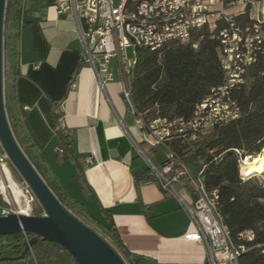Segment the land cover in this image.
<instances>
[{"label": "trees", "instance_id": "obj_1", "mask_svg": "<svg viewBox=\"0 0 264 264\" xmlns=\"http://www.w3.org/2000/svg\"><path fill=\"white\" fill-rule=\"evenodd\" d=\"M21 0H7L4 27V76L5 107L14 136L59 202L74 216L90 226L123 257L127 264H156L153 259L131 252L123 244L115 222L108 211L102 209L103 220L95 218L85 202L77 199L53 174L45 160L37 153L21 126L16 112L15 101L10 94V81L19 76L17 11ZM236 0H223L225 5ZM263 1V0H261ZM140 0L138 1V3ZM14 10V15H11ZM252 7L235 16L241 27L257 23L251 17ZM264 32V21L259 22ZM226 27L225 21H218V30ZM218 30L207 26L192 30L189 44L173 42L162 49L137 48L135 66L128 80L132 99L145 122L155 120L174 122L189 119L195 108L212 89L225 83V73L219 59L220 41ZM197 45V48H194ZM80 58L62 98L52 101L51 115L56 124L55 141L58 160L63 165L70 164L73 179L83 192L86 201L96 196L85 178V163L76 148L71 133L62 126V113L58 111L77 81L81 70L86 67ZM241 108V116L226 125L216 126L204 136L193 141L189 134H176L169 142L170 147L182 157L190 171L200 177L209 191L219 192V213L228 227L233 240L245 245L239 264H264V179L259 176L247 181L240 178V159L262 155L264 150V59L259 57L249 69L246 81L232 92ZM175 130H173V133ZM175 134V133H174ZM239 151L238 154L236 151ZM5 153L0 145V157ZM264 169V164L261 167ZM260 168V169H261ZM259 170V169H258ZM254 174H258L257 171ZM253 174V175H254ZM136 184L158 182L148 171L135 174ZM8 204L0 194V214ZM39 206L34 215L41 216ZM253 231V242L239 241L240 234ZM33 235L18 233L0 237V264H22L35 261L37 264H78L74 257L61 245L41 240L20 261H6L19 257Z\"/></svg>", "mask_w": 264, "mask_h": 264}, {"label": "crops", "instance_id": "obj_2", "mask_svg": "<svg viewBox=\"0 0 264 264\" xmlns=\"http://www.w3.org/2000/svg\"><path fill=\"white\" fill-rule=\"evenodd\" d=\"M255 8L251 17L264 21V0ZM14 12L11 10V15ZM16 24L20 74L10 81L9 91L25 135L53 174L86 203L95 218L103 220L101 210L108 211L131 252L156 264H209L207 248L185 239L195 231L186 206L193 204L195 195L183 188H179L180 196L171 194L159 182L136 184L138 172L155 175L146 160L161 166L164 150L142 143L135 117L122 95L117 61L111 63L115 80L104 86L90 67H84L58 110L62 126L76 141L86 181L96 196L86 201L74 182L71 165L58 160L56 124L51 115L52 101L63 97L83 55L77 24L68 14H58L52 0H21ZM88 157L93 159L91 164L85 162Z\"/></svg>", "mask_w": 264, "mask_h": 264}, {"label": "built area", "instance_id": "obj_3", "mask_svg": "<svg viewBox=\"0 0 264 264\" xmlns=\"http://www.w3.org/2000/svg\"><path fill=\"white\" fill-rule=\"evenodd\" d=\"M138 1L52 0V5L58 14H68L76 22L79 39L84 45L82 57L102 86L115 80L111 63L117 61L122 95L135 117L142 143L151 149L164 150L161 166L150 162L161 188L177 196H180L179 188L188 189L195 195L193 204L186 205L195 231L187 233L185 239L207 248L209 264H239L246 246L238 245L225 225L219 213L218 190L209 191L201 178L195 176L182 157L170 147L169 142L176 134L184 137L189 134L190 139L195 141L214 127L226 125L241 116V108L232 92L245 83L249 69L259 57L264 59V32L258 18V22L249 27H241L234 18L244 13L248 6L254 9L261 0H236L229 5H225L223 0ZM231 10L237 13H231ZM218 21H225L226 27L218 30ZM205 26L211 31L218 30L219 59L225 73V83L212 89L210 95L196 106L191 118L174 122L155 120L147 124L138 114L128 84L135 66L137 48L157 51L173 42L189 44L192 30ZM130 48L133 49L132 58L128 53ZM135 147L143 153L140 145L135 144ZM236 152L240 154L238 150ZM3 158H7L6 154L0 158V162ZM248 158L240 159V178L243 181L259 176L242 174L241 168ZM85 162L91 164L92 157L86 158ZM26 187L27 193L33 194L27 184ZM35 198L33 194L24 201L28 212H22L19 205H12L6 200L8 207L2 208L0 215H34L32 204ZM42 215H46L44 211ZM254 239L253 231H245L238 238L246 242H253Z\"/></svg>", "mask_w": 264, "mask_h": 264}, {"label": "water", "instance_id": "obj_4", "mask_svg": "<svg viewBox=\"0 0 264 264\" xmlns=\"http://www.w3.org/2000/svg\"><path fill=\"white\" fill-rule=\"evenodd\" d=\"M7 0H0V145L30 187L46 215H0V237L18 233L33 235L23 253L6 261L22 260L41 240L61 245L78 264H127L116 249L99 233L68 211L30 162L17 142L5 107L4 27Z\"/></svg>", "mask_w": 264, "mask_h": 264}, {"label": "bare ground", "instance_id": "obj_5", "mask_svg": "<svg viewBox=\"0 0 264 264\" xmlns=\"http://www.w3.org/2000/svg\"><path fill=\"white\" fill-rule=\"evenodd\" d=\"M264 164V159L261 156H256L254 158H248L245 161V164L241 168V172L244 176L253 175L258 169H260ZM2 171L6 177V180L9 183V186L5 183V180H0V191L2 194H4L6 200L9 199L8 195V189H10L11 193L16 201V203L19 205L22 212H28V206L22 205L21 198L23 197V193L21 189L18 187V185L14 182L12 179V176L6 167V165H2ZM25 194V193H24ZM12 198V197H11ZM10 200V199H9Z\"/></svg>", "mask_w": 264, "mask_h": 264}, {"label": "rangeland", "instance_id": "obj_6", "mask_svg": "<svg viewBox=\"0 0 264 264\" xmlns=\"http://www.w3.org/2000/svg\"><path fill=\"white\" fill-rule=\"evenodd\" d=\"M256 8H254L253 9V12L255 13L256 12V10H255ZM128 53H129V56L132 58L133 57V49L132 48H130L129 50H128ZM259 156H261L263 159H264V150H263V152H262V155H259ZM1 158V157H0ZM250 159H251V157H249ZM252 158H254V157H252ZM151 159H152V157H151ZM2 165H6V167L8 168V170H9V172H10V174H11V176H12V179L14 180V182L18 185V187L21 189V191H22V193H23V197L21 198V201H22V205H24V201L27 199H30L31 198V196L33 195L32 193L31 194H28L27 193V191H26V183H25V181L23 180V178L20 176V174L18 173V171L15 169V167L12 165V163L10 162V160L8 159V158H3V161L2 162H0V180H5V183L7 184V186H9V183H8V181L6 180V177H5V175H4V173H3V171H2ZM146 165H147V167H149V168H151V165H150V163H148V161L146 160ZM257 173L259 174V177L261 178V179H264V169L263 168H261V169H259L258 171H257ZM11 193V191H10V189H8V195H9V201H10V203H12V205H16V206H18V204L16 203V201H15V199H14V197H13V195L12 194H10ZM25 193V194H24ZM0 194L3 196V198H4V200L6 201V198H5V196H4V194H2L1 193V191H0ZM12 197V198H11ZM40 206V204H39V202L37 201V199L35 198V202H33V204H32V207H33V210H35V209H37L38 207ZM41 207V206H40Z\"/></svg>", "mask_w": 264, "mask_h": 264}]
</instances>
